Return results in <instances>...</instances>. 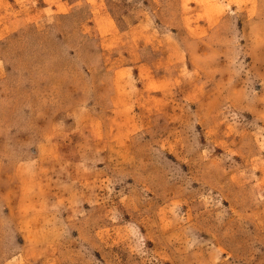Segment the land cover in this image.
I'll return each mask as SVG.
<instances>
[{
  "label": "rangeland",
  "instance_id": "rangeland-1",
  "mask_svg": "<svg viewBox=\"0 0 264 264\" xmlns=\"http://www.w3.org/2000/svg\"><path fill=\"white\" fill-rule=\"evenodd\" d=\"M0 264H264V0H0Z\"/></svg>",
  "mask_w": 264,
  "mask_h": 264
}]
</instances>
